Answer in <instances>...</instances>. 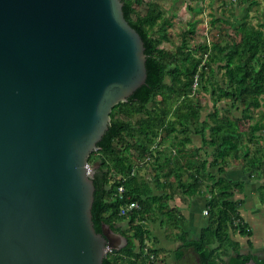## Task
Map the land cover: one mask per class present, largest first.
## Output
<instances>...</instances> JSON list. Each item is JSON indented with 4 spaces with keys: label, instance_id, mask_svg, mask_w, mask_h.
<instances>
[{
    "label": "trees",
    "instance_id": "trees-1",
    "mask_svg": "<svg viewBox=\"0 0 264 264\" xmlns=\"http://www.w3.org/2000/svg\"><path fill=\"white\" fill-rule=\"evenodd\" d=\"M120 1L125 20L143 41L146 79L113 107L108 129L88 158L93 227L99 233L105 224L127 241L122 249L107 252L102 264H165L149 226L180 227L169 206L175 194L205 199L206 225L180 247L192 248L200 264H264V256L254 254V233L239 198L247 183H258L264 205V145L258 135L264 131V115L254 117L264 111L260 1L219 0L221 13L213 11L210 26L226 32L209 42L196 33L201 7H188L193 17L184 24L174 20L183 1H207L213 8L217 0ZM253 7V13L262 14L255 24ZM234 162H240L243 174L235 180L226 177ZM145 167L151 180L139 175ZM130 203L137 208L119 216Z\"/></svg>",
    "mask_w": 264,
    "mask_h": 264
},
{
    "label": "water",
    "instance_id": "water-1",
    "mask_svg": "<svg viewBox=\"0 0 264 264\" xmlns=\"http://www.w3.org/2000/svg\"><path fill=\"white\" fill-rule=\"evenodd\" d=\"M122 6L0 0V264H102L127 243L95 231L88 165L113 107L146 79Z\"/></svg>",
    "mask_w": 264,
    "mask_h": 264
},
{
    "label": "rangeland",
    "instance_id": "rangeland-1",
    "mask_svg": "<svg viewBox=\"0 0 264 264\" xmlns=\"http://www.w3.org/2000/svg\"><path fill=\"white\" fill-rule=\"evenodd\" d=\"M143 1H149V0H143ZM156 1V0H153ZM260 1V5L257 6V10L260 11H264V2L263 0H259ZM220 5V1L217 0L214 2L213 8H211L208 4L207 1L199 3V4H190L188 1H183L181 3L178 4L177 7V11H176V17H175V22L177 23H181L184 24L186 22H188L193 15L191 14V12H189L188 7H201L202 8V13L199 15H196L195 17L197 19H201V22L198 24L197 29H196V33L200 36H205V40L206 42H209V40L211 41L214 36L220 34V33H224V31L226 32L225 29H219L218 27H211L210 26V22L212 20V17L210 16L213 11L215 12L216 15H220L221 13V7L223 6H219ZM236 6V5H235ZM255 7L252 8V12L250 13L252 20V23H257L262 21V19H258L257 16H261L262 14H257V13H253ZM139 10L143 13L144 12V8H139ZM234 13V12H232ZM236 13V11H235ZM234 13V14H235ZM225 15H228V12H225ZM225 28V27H224ZM178 31V25L175 26V29H173V32ZM231 31L228 33L230 35ZM165 47L169 48L168 44H164ZM201 104L205 103V98H199ZM264 115V111L263 109L258 110L256 112H254V117H260ZM259 137H260V144L263 146L264 145V131H261L260 133H258ZM195 144H200L199 141L196 139V143ZM240 164V162H234L232 163L231 167L228 169H233L238 167V165ZM90 173L91 168L89 167ZM227 170V171H228ZM236 172L233 173L232 176H235ZM139 175H141L143 178H146L147 180H151V170L148 169V167H145L143 169L140 170ZM258 184V183H257ZM251 195L248 196L247 200H246V204L242 205V207L240 208L241 211H245L246 213V219L247 222L249 224V226L252 228L253 233H254V237L252 239V242L254 243V254L255 255H259V256H264V212L262 210H264V205H262V210L260 209V207L254 203L252 201V199L250 198ZM202 198V197H201ZM252 202L254 203V207L251 206ZM178 218H180V216H178ZM165 220V219H164ZM155 225V224H154ZM154 225H150L149 228L150 230L152 228H154ZM156 226L157 223H156ZM164 228H168L166 225ZM165 230V229H164ZM168 230L172 231V228H169ZM170 238V237H169ZM235 239H238V237H235ZM241 242H243V246H245V242L243 239H240ZM148 247H150V242L147 243ZM246 250V249H245ZM163 256V255H162ZM168 257L167 255H164L162 259L166 260L167 262H171L168 261ZM229 262H232V259L229 260ZM228 262V263H229Z\"/></svg>",
    "mask_w": 264,
    "mask_h": 264
},
{
    "label": "crops",
    "instance_id": "crops-1",
    "mask_svg": "<svg viewBox=\"0 0 264 264\" xmlns=\"http://www.w3.org/2000/svg\"><path fill=\"white\" fill-rule=\"evenodd\" d=\"M239 166L240 164L238 167L228 170L226 177L234 180L242 177L243 174ZM234 172L236 174L232 176ZM249 195H251L250 198L252 201L262 210V204L257 194V184L254 182L253 184L247 183L244 186V194L239 196L240 199L244 200L243 205L246 204L245 202ZM253 202L251 204L252 207H254ZM169 206L174 209V214L177 217L180 216V227L170 231L168 230L169 228H162L157 222L158 226L155 224L151 230L153 237L156 239L154 242L156 249L163 251L162 255L169 256L168 259L170 260L176 249H179L185 240H194L197 238L201 229L206 225L207 219L205 199L199 196L187 198L186 196H178V194H175L169 202ZM262 211L264 212V210ZM241 214L247 221L245 211H241Z\"/></svg>",
    "mask_w": 264,
    "mask_h": 264
},
{
    "label": "flooded vegetation",
    "instance_id": "flooded-vegetation-1",
    "mask_svg": "<svg viewBox=\"0 0 264 264\" xmlns=\"http://www.w3.org/2000/svg\"><path fill=\"white\" fill-rule=\"evenodd\" d=\"M178 251H180V254L181 255H180V257L177 258L176 255L179 253ZM193 252L194 251H193L192 248H188V249L179 248V249H176V251L174 252V254L172 255V257L170 258V260L168 259V261H171V262L165 261L166 262L165 264H177L178 261L181 258H183V260L185 259V264H200V260H197L196 262H193V261L190 262V259H188L187 253H193Z\"/></svg>",
    "mask_w": 264,
    "mask_h": 264
},
{
    "label": "built area",
    "instance_id": "built-area-1",
    "mask_svg": "<svg viewBox=\"0 0 264 264\" xmlns=\"http://www.w3.org/2000/svg\"><path fill=\"white\" fill-rule=\"evenodd\" d=\"M118 192L119 193H122L123 192V189L120 187V188H118ZM137 208V204L136 203H130V204H128V205H126V206H124V207H122L121 209H120V212H119V216H123V215H125L127 212H130V211H132V210H134V209H136ZM205 213H206V211H205Z\"/></svg>",
    "mask_w": 264,
    "mask_h": 264
}]
</instances>
